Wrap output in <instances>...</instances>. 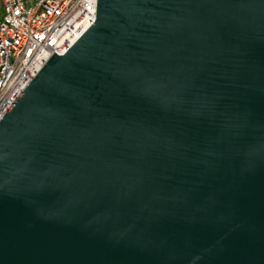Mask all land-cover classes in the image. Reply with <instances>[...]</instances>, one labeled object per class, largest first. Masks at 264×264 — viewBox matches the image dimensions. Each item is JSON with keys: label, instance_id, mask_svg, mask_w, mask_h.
<instances>
[{"label": "water", "instance_id": "obj_1", "mask_svg": "<svg viewBox=\"0 0 264 264\" xmlns=\"http://www.w3.org/2000/svg\"><path fill=\"white\" fill-rule=\"evenodd\" d=\"M0 264H264V0H97L0 120Z\"/></svg>", "mask_w": 264, "mask_h": 264}, {"label": "built area", "instance_id": "obj_2", "mask_svg": "<svg viewBox=\"0 0 264 264\" xmlns=\"http://www.w3.org/2000/svg\"><path fill=\"white\" fill-rule=\"evenodd\" d=\"M0 120L53 54L94 24L97 0H0Z\"/></svg>", "mask_w": 264, "mask_h": 264}, {"label": "rangeland", "instance_id": "obj_3", "mask_svg": "<svg viewBox=\"0 0 264 264\" xmlns=\"http://www.w3.org/2000/svg\"><path fill=\"white\" fill-rule=\"evenodd\" d=\"M2 17L1 11H0V18Z\"/></svg>", "mask_w": 264, "mask_h": 264}]
</instances>
